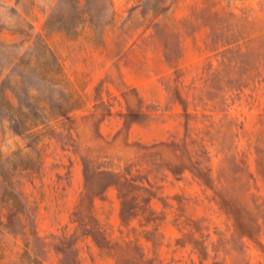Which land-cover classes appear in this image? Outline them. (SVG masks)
Returning a JSON list of instances; mask_svg holds the SVG:
<instances>
[{"label": "rangeland", "instance_id": "1", "mask_svg": "<svg viewBox=\"0 0 264 264\" xmlns=\"http://www.w3.org/2000/svg\"><path fill=\"white\" fill-rule=\"evenodd\" d=\"M0 264H264V0H0Z\"/></svg>", "mask_w": 264, "mask_h": 264}]
</instances>
